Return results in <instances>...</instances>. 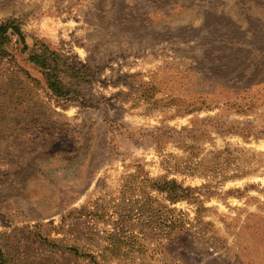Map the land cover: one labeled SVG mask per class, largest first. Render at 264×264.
<instances>
[{"label":"rangeland","instance_id":"obj_1","mask_svg":"<svg viewBox=\"0 0 264 264\" xmlns=\"http://www.w3.org/2000/svg\"><path fill=\"white\" fill-rule=\"evenodd\" d=\"M0 264H264V0H0Z\"/></svg>","mask_w":264,"mask_h":264}]
</instances>
